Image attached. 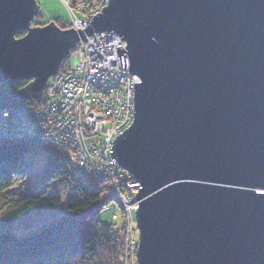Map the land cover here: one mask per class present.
<instances>
[{
  "label": "water",
  "instance_id": "95a60500",
  "mask_svg": "<svg viewBox=\"0 0 264 264\" xmlns=\"http://www.w3.org/2000/svg\"><path fill=\"white\" fill-rule=\"evenodd\" d=\"M38 12L0 0V83L32 78L19 98L95 32L123 37L142 80L111 147L141 184L138 264H264V0H109L84 30Z\"/></svg>",
  "mask_w": 264,
  "mask_h": 264
},
{
  "label": "built area",
  "instance_id": "2783aa9c",
  "mask_svg": "<svg viewBox=\"0 0 264 264\" xmlns=\"http://www.w3.org/2000/svg\"><path fill=\"white\" fill-rule=\"evenodd\" d=\"M63 2L71 15L69 27L75 30L86 29L85 22L109 4V0ZM112 34L114 32H95L86 35L87 41L81 39L74 52L75 70L71 73L59 71L51 76L37 106L0 108V140L35 137L48 141L67 161L70 179H77L79 174L92 180L108 178L115 196L121 184L116 190L114 185L120 181L122 185L127 183L126 188L121 187L119 195L122 199L117 198L120 203L122 201L124 210L129 211L133 208L130 204L132 194H137L131 188L136 179L132 175L121 177L119 175L124 172H115L116 161L111 147L119 133L134 122V84L140 77L129 72L127 54V70L116 64L115 59L119 60L117 47L125 43L113 47L109 40ZM82 90L87 92L81 93ZM98 113L103 115L105 122L96 125L93 119ZM116 124L121 130L115 129ZM115 174L120 177L118 180L114 179ZM126 242L122 263L138 264L132 255L137 247H132L128 240Z\"/></svg>",
  "mask_w": 264,
  "mask_h": 264
},
{
  "label": "trees",
  "instance_id": "16d2710c",
  "mask_svg": "<svg viewBox=\"0 0 264 264\" xmlns=\"http://www.w3.org/2000/svg\"><path fill=\"white\" fill-rule=\"evenodd\" d=\"M51 22V21H50ZM41 12L32 24L43 26ZM68 28L69 23L60 24ZM26 31H19L20 38ZM67 57L60 70H71ZM30 79L0 83V107H35L38 99L19 98L17 94ZM43 157L41 169L35 170ZM70 169L52 146L38 139H7L0 143V264H122V235L103 226L100 213L113 202L96 184H78L70 188L65 200L50 195L69 189ZM21 182V194L6 201L15 182ZM3 203V202H2ZM49 207L55 213L35 232L17 236L12 226L31 212Z\"/></svg>",
  "mask_w": 264,
  "mask_h": 264
},
{
  "label": "rangeland",
  "instance_id": "374dc122",
  "mask_svg": "<svg viewBox=\"0 0 264 264\" xmlns=\"http://www.w3.org/2000/svg\"><path fill=\"white\" fill-rule=\"evenodd\" d=\"M37 1L39 3V6H40L41 20H43L44 22H47V21L54 22V21L58 20V22L60 24L63 25V24L69 23V26H70L71 15H70L67 7L63 4L64 0H46V2H45V0H37ZM38 14H39V12H38ZM38 14L36 16H38ZM32 25L34 26V24H32ZM69 28L70 27H68L66 29H69ZM44 90H45V88H44ZM42 142H44V140H42ZM53 149L56 151V153H58L59 155H62L61 152H59V150L56 149V147H53ZM62 158L64 159V157H62ZM43 160H44V158L40 157V159L38 160L37 165L35 167V170L41 169V167L43 165ZM115 171L118 172L117 174H121L123 172L122 167L119 166L117 161H116V165H115ZM127 172L128 171L125 170V172L119 176L124 177ZM77 180L78 179H70L68 177V179L66 180L67 185L70 188L76 187L74 185H78ZM85 183L86 182H84L83 184H85ZM126 184H124V185H126ZM21 185H22L21 182H18V181L15 182L13 188L9 191V194L6 195V198H7L6 201L8 199L11 200L13 198H16L19 194H21ZM69 193H70V189H66V190L63 189V190H55L50 195L52 196L55 194L56 196H58L62 200H65L67 198V196L69 195ZM132 196L133 197H131V200L135 201L136 200V193L132 194ZM2 202H0V212H2V209L4 207V201H2ZM138 207H139L138 205H134L133 208L130 209L129 211L124 210V207L120 204V202L118 200H114L112 203H110V205L106 206L105 209L103 211H101V213H100L102 225L103 226L111 225L113 228L112 229L113 233L114 232L121 233L122 244H124V243L126 244L127 243L126 241L128 240L131 243L132 247H134V248L137 247L136 248L137 250L139 248V240H140V232H139L138 223H137V209H138ZM53 213H55V212L47 206L43 207L41 209L34 210L28 216L23 217L21 220H18L12 226V228H13V230L17 236H23L27 233L35 232L40 224L44 223L45 221H47L51 218ZM123 247H124V245H123ZM136 249L132 255L134 258V262L138 263V252ZM124 253H126V251L122 250V257L124 255ZM136 253H137V255H136ZM122 259L123 258H121V262H122Z\"/></svg>",
  "mask_w": 264,
  "mask_h": 264
},
{
  "label": "bare ground",
  "instance_id": "6f19581e",
  "mask_svg": "<svg viewBox=\"0 0 264 264\" xmlns=\"http://www.w3.org/2000/svg\"><path fill=\"white\" fill-rule=\"evenodd\" d=\"M38 2V1H37ZM39 4V3H38ZM106 6H108V5H106ZM39 12H40V6H39ZM93 20V19H92ZM92 20H87L86 22H85V24L86 25H90L91 24V21ZM59 26V25H58ZM60 27V26H59ZM61 28V27H60ZM64 29V28H63ZM102 32H104V31H102ZM107 32V31H106ZM109 32V31H108ZM110 32H114V34H112V36L110 35L109 37V40L111 41V43L113 44L112 46L113 47H117V45H118V43H120V44H122L123 42L125 43V45L123 46V47H126L127 46V43H126V41L124 40V39H121V38H123L122 36H118L117 35V33L115 32V31H110ZM120 41H122V42H120ZM123 43V44H124ZM79 44V43H78ZM78 44H76V46L78 45ZM121 46V47H122ZM76 51V48L75 49H73V50H71L70 51V54H69V56L71 57V63H72V69L70 70H66L65 71V73H71V71L72 70H75L74 69V65H76V63H77V60H76V58H75V52ZM125 54H127V53H125ZM68 56V57H69ZM67 58V57H66ZM65 58V59H66ZM74 58V59H73ZM115 62H116V64L117 65H119L120 66V63H119V60L118 59H115ZM130 63V62H129ZM74 64V65H73ZM112 64H114V61L112 62ZM129 67H130V64H129ZM61 71V70H60ZM62 73L64 72V71H61ZM136 75V74H135ZM140 79V81L138 82V83H140L142 80H141V78H139ZM46 88V87H45ZM81 93H85V92H87L86 90H85V92H83V90L82 91H80ZM43 95H44V91H43V93H42V95L39 97V98H37L38 100H40V98L41 97H43ZM34 99V98H33ZM0 108H8V109H11L12 107H0ZM13 108H15V107H13ZM12 108V109H13ZM134 119H135V116H134ZM93 121L95 122V124L96 125H98V124H101V123H104L105 122V118L103 117V115L101 114V113H98L97 115H96V117L93 119ZM133 123H131V125H132ZM130 125V126H131ZM102 127H103V124L101 125ZM115 129H119V130H121V127H120V125L119 124H116V128ZM128 129V128H127ZM125 130H123L122 132H124ZM122 132H120L119 133V135L122 133ZM12 139H19V138H12ZM24 139H38V138H35V137H32V138H24ZM116 139V138H115ZM38 140H40V141H42V139H38ZM3 140H0V143L2 142ZM44 143H46V144H48V141L46 142V141H44ZM50 145V144H49ZM114 145V144H113ZM51 146V145H50ZM114 156V155H113ZM115 157V156H114ZM65 160V159H64ZM115 161H117V159L115 158ZM65 162H67L66 160H65ZM67 165H68V163H67ZM69 166V165H68ZM112 168H113V170H114V167L112 166ZM122 171L123 172H125V169H123L122 168ZM116 172V171H115ZM116 173H118V172H116ZM128 175H131V173H126V175H125V177L126 176H128ZM76 177H77V183L78 184H83L84 182H86V183H88V184H96L97 186H98V190L99 191H106V192H108L110 195H111V197H112V199H113V201L114 200H118L119 202H120V200L117 198L118 196L122 199V197L119 195L120 193H122V190H121V187H123V188H126L125 187V185H122L123 183H122V181H120L117 185H114V188H115V190L117 189V186L119 185V184H121V186H119V188H118V191H117V193H118V195L116 194V196L114 195V193H113V191L111 190V184H110V179H108V178H103V179H100V180H92V179H90V178H87V177H82V175L81 174H79V175H76ZM129 177V176H128ZM127 177V178H128ZM118 178H119V176L118 175H116L115 174V176H114V179L115 180H118ZM135 178V177H134ZM136 179V178H135ZM136 184H135V186H131V188L133 189V191H137V192H139V188H141V184H140V182H139V180H137L136 179ZM131 185H133V184H131ZM74 186H76V185H74ZM69 189H70V187H69ZM125 191H127V190H125ZM136 201L137 202H133V201H131V207L132 206H134V205H138L139 206V201L136 199ZM121 205H122V201H121V203H120ZM108 205H110V204H108ZM107 205V206H108ZM123 206V205H122ZM137 252H138V250H137Z\"/></svg>",
  "mask_w": 264,
  "mask_h": 264
},
{
  "label": "snow or ice",
  "instance_id": "6c2138e0",
  "mask_svg": "<svg viewBox=\"0 0 264 264\" xmlns=\"http://www.w3.org/2000/svg\"><path fill=\"white\" fill-rule=\"evenodd\" d=\"M45 2H46V0H45Z\"/></svg>",
  "mask_w": 264,
  "mask_h": 264
}]
</instances>
